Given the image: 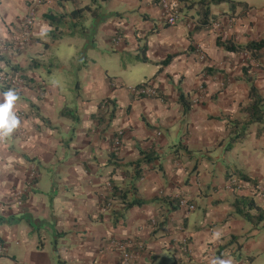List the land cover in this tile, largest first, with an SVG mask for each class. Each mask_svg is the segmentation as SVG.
<instances>
[{"label":"crops","instance_id":"crops-1","mask_svg":"<svg viewBox=\"0 0 264 264\" xmlns=\"http://www.w3.org/2000/svg\"><path fill=\"white\" fill-rule=\"evenodd\" d=\"M183 1L171 0L184 18L167 27L157 0H0V75L31 80L11 88L20 123L0 134V189L3 180L10 192L0 195V215L19 221L0 225V264H122L123 245L133 254L128 264H256L264 258V236L257 235L264 222L255 228L233 209L237 196L254 197L264 208V136L254 131L226 150L224 121L249 102L244 66H253L264 96V56L255 61L218 45L264 39V10L255 13L251 1L235 0L252 8L241 17V8L234 13L229 2L212 5L211 27L190 39L201 16L189 5L201 0ZM86 6L98 8L97 15L66 17L62 25L83 26L73 27L85 38L81 63L72 85L56 83L51 72L67 67L53 58L46 67L59 41L47 38L53 27L45 16ZM27 18L34 23L23 43ZM103 54L108 60L99 64ZM7 62L24 72H11ZM146 82L163 98L135 97L132 89ZM181 92L193 103L186 115ZM106 100L117 110L103 131L93 116ZM141 151L158 159L136 167ZM139 199L148 203L125 211L126 201Z\"/></svg>","mask_w":264,"mask_h":264},{"label":"trees","instance_id":"trees-1","mask_svg":"<svg viewBox=\"0 0 264 264\" xmlns=\"http://www.w3.org/2000/svg\"><path fill=\"white\" fill-rule=\"evenodd\" d=\"M97 0H92V3H96ZM159 2V5L162 6L161 0H157ZM184 2L183 0H181ZM224 2H229L232 11L235 13L238 7L241 8V13L239 16L243 17L246 16L252 8L246 3V2H238L235 0H201L198 3H191L189 5V8L197 7L199 9L200 13V20L199 24L196 25L194 31L190 35V39L192 38L193 34L201 29H207L211 27L212 23L209 20V14H210V7L212 5L221 4ZM185 3V2H184ZM186 5V3H185ZM178 11H181L180 8H176ZM89 12L93 16H96L98 13V8H93V6H86L83 8H79L74 10L70 15H57L53 12H48L45 16V18L49 21L50 25L53 27V31L48 32L47 36H52L54 39L58 38L59 36L56 35V32L60 30V27L64 23V19L66 17H71L72 19H82L84 18V13ZM77 25V24H75ZM169 27L168 25H165ZM83 26H81V31H83ZM219 46H222L225 50L234 52V53H240V52H248L252 58L255 61H259L264 56V39L258 40V41H251L247 43L244 46H236L232 42H218ZM143 54L145 48H143ZM175 56H169L166 60H164L161 65L166 66L168 65L172 59ZM143 60H146L145 56L143 57ZM35 60H32V62ZM34 63V62H33ZM11 72H21L23 73V69L19 66L12 65L11 63L7 62ZM252 65L248 64L243 67V79L246 81L249 85V102L246 104H242L239 109V115L237 117H231L226 116L224 118L226 131L228 132L229 142L226 147V150L231 149L236 143L242 142L245 139H247L251 134H256L257 138H261L264 136V96L261 94L260 90L256 86V81L254 77L251 74ZM161 71V69H160ZM26 85H30L31 80L28 78H24ZM149 85V82L139 84L136 88H140L143 86ZM1 90L5 93L8 90L11 89V86H1ZM157 95L154 98H163L161 96L160 92L156 89ZM135 96V95H134ZM136 97V96H135ZM144 98V97H142ZM180 104L183 108V113L186 115L193 103L190 101L189 96L185 95L183 92L180 93ZM105 110H103L104 108ZM116 110L117 105L114 100H106L102 106H100V109L96 115L93 116V119L96 120L100 126H103V131L107 130L111 124L112 121L116 117ZM114 154H112V157ZM142 158L138 160L134 165L136 167H140L142 164H151L156 159H158V156L156 152L154 151H141ZM162 170V168H160ZM139 175V172H138ZM241 180L249 182L255 186H258V182L256 180H253L249 176L238 173ZM140 177V175L138 176ZM114 193L118 192V188H113ZM123 199L126 200V196L123 195ZM157 201V200H156ZM147 201L143 200H133L131 202L126 201L125 202V211L131 209L135 206H142L144 204H147ZM177 205H173L172 211L177 210L179 206L181 205L180 202H177ZM233 209L234 212L239 215L240 217L244 218L245 220L252 222L253 226L257 228L259 225H261L264 222V208L260 206L254 197H246V196H237L235 198V201L233 203ZM254 212V214H252ZM15 217H4L0 215V225H11V224H17ZM19 222V221H18ZM117 223V222H116ZM155 233H153V236H155ZM2 239L0 238V243ZM5 256V255H4ZM0 257H3V255H0Z\"/></svg>","mask_w":264,"mask_h":264},{"label":"rangeland","instance_id":"rangeland-1","mask_svg":"<svg viewBox=\"0 0 264 264\" xmlns=\"http://www.w3.org/2000/svg\"><path fill=\"white\" fill-rule=\"evenodd\" d=\"M249 1L255 4L256 7L253 9L255 13H258L261 10H264V0H249ZM74 26L79 27L78 30L81 31L80 26H77V25H74ZM74 26L65 25L61 27L62 28L61 30L56 32L57 34H59L60 37L55 38L54 40L58 39L59 42H56V46L47 53V58L45 59L46 64H47L46 65L47 69H50V67L48 66V59L50 58L57 60V66L65 65L67 67L66 72H60V71H56L54 73L51 72L49 79L56 83L72 85V79H73L72 73L76 72L77 68L79 67L77 65L81 63L80 59L82 56V47L80 46V43L85 42V38L82 35H80V33L78 34L75 32L76 29L73 28ZM47 38L49 40H53V37L51 36H47ZM98 39H99L98 42H105L101 37H99ZM140 42H144L143 37L140 39ZM107 57H108L107 54L98 56L97 58L98 63L102 64L101 59L104 60L103 61L104 63H106L105 61L108 60ZM95 79H99V78L96 77ZM82 84H84L83 81H82ZM1 182H2V187L0 189V195L9 198L8 196L10 192H7V185L6 183L3 182V180ZM26 193L27 191H25L23 194H26ZM3 209L4 207L0 206V213H2ZM16 223H18V221H16ZM261 230L262 232L260 230L257 231L258 237L264 236L263 229ZM3 252H4L3 246H0V255H2ZM246 263L249 264L248 261H246ZM263 263H264V258H261L256 262V264H263Z\"/></svg>","mask_w":264,"mask_h":264},{"label":"built area","instance_id":"built-area-1","mask_svg":"<svg viewBox=\"0 0 264 264\" xmlns=\"http://www.w3.org/2000/svg\"><path fill=\"white\" fill-rule=\"evenodd\" d=\"M162 7H163V16L162 22L164 25H168L169 27L177 26L184 18L182 12L178 11L175 6H173L171 0H161ZM34 21L32 18H27L24 26H23V37L20 39L23 43L28 42L31 29ZM6 45L4 44L3 47ZM2 46H0L1 48ZM0 84L3 86H11V88H21L25 85V80L20 78V76H13L10 74H1L0 75ZM133 95L138 98H154L157 95L156 89L152 87L150 84L132 89ZM119 145V143H116ZM194 206H190V210H193ZM123 256H122V264H128L132 258L133 254L129 252V250L123 245ZM187 264H193L188 262Z\"/></svg>","mask_w":264,"mask_h":264},{"label":"clouds","instance_id":"clouds-1","mask_svg":"<svg viewBox=\"0 0 264 264\" xmlns=\"http://www.w3.org/2000/svg\"><path fill=\"white\" fill-rule=\"evenodd\" d=\"M3 96L4 103L0 104V134L6 135L17 128L20 121L12 112L14 102L18 99L15 91L10 89ZM213 264H232V262L231 260H217Z\"/></svg>","mask_w":264,"mask_h":264}]
</instances>
